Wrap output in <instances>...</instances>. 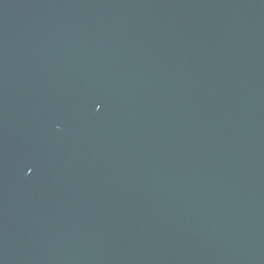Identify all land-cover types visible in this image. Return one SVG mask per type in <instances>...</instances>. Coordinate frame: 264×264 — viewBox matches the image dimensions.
Returning a JSON list of instances; mask_svg holds the SVG:
<instances>
[{
    "label": "water",
    "instance_id": "1",
    "mask_svg": "<svg viewBox=\"0 0 264 264\" xmlns=\"http://www.w3.org/2000/svg\"><path fill=\"white\" fill-rule=\"evenodd\" d=\"M0 264H264V0H0Z\"/></svg>",
    "mask_w": 264,
    "mask_h": 264
}]
</instances>
